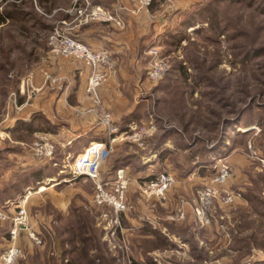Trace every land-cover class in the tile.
Returning <instances> with one entry per match:
<instances>
[{"label": "rangeland", "instance_id": "1", "mask_svg": "<svg viewBox=\"0 0 264 264\" xmlns=\"http://www.w3.org/2000/svg\"><path fill=\"white\" fill-rule=\"evenodd\" d=\"M138 1L50 0L43 2L44 6L40 0L19 1L26 3L24 9L32 14L29 21L0 26V95L7 91L6 96H0V148L9 141L32 156L30 148L37 141H52L47 135L51 130L45 129V126L51 129L52 125L41 126L43 131H39V134L25 131L16 139L7 131L11 118H26L30 114L33 117L34 113H41L36 111L42 107L36 99L41 97L39 95L43 89L50 92L61 86L46 81V75H57L53 72L58 68L59 59H64L51 54L49 38L52 32L58 28L74 35L75 31L70 30L69 23L74 20L87 24L88 28L112 23L126 30L125 13H129L126 10L130 11L133 7L130 14L135 16V20L143 17L148 20L145 21L148 37L135 35V97L139 101H148V104L145 103V120L135 125L149 129L150 133L144 136V145L129 140L120 141L135 147L130 150L137 153L136 173L142 166L141 157L149 155L159 164L154 175L168 170L174 176L175 183L168 193L167 201L146 197L142 192L143 186L138 188L140 184L135 183L131 187L133 181L128 176V209L120 215L110 207L95 204L96 186L86 178L81 177L87 183L77 187L82 194L79 197L74 195L77 188L70 190L68 186L60 187V209L55 207L51 198L40 194L41 185L27 188L18 198L0 204V264H5L4 256L13 246L19 249V255L12 264H68L77 257L82 262L84 253L81 252L84 249L89 256L105 254L107 261L116 259L117 264H134L135 258L145 261V254L152 261L153 253L156 252L168 260V264L264 262V121L258 118L264 115V56L247 62L243 60L246 52L264 50V0L218 1L210 7L207 4L211 0H190L181 11H176L178 0H156L148 10L140 11ZM4 5V1L0 0V11ZM45 7L51 8V11ZM98 7L109 12L114 20L105 22L95 19L94 11ZM193 16L195 25L188 27L186 22H193ZM156 17L168 23L162 33L155 36ZM215 23L222 28L221 35L212 29ZM25 25L27 31L21 28ZM137 30L135 28V33H138ZM181 38L183 40L178 43ZM153 49L168 65V71L156 82L149 77L154 61L149 52ZM113 59L117 67L120 61ZM127 61L124 57V65ZM61 65L67 67L68 63ZM38 73L43 76L42 86L36 84ZM31 74H34L32 86L25 84ZM63 78V84H74ZM131 87L125 85L129 93L133 91ZM92 105L85 113L95 110L99 117L102 112H109L102 101L99 105L92 101ZM248 107L250 114L238 125L225 130L223 154L209 155L208 160H203L204 164L209 165H199L198 168L201 167L197 174H186L187 158L191 151L181 150L184 144L192 145L196 139H202L204 146L213 148L223 135L222 122L236 119V113ZM48 109L52 111V107ZM214 124L220 126L214 127ZM172 131L175 134L170 136ZM167 134L175 148L173 153L163 150ZM203 145L197 144L194 148ZM113 152L114 148L103 160L101 172ZM119 156L115 154L113 161ZM200 162L202 159L199 158L195 161ZM223 163L228 164L230 175L220 190L234 194V202L227 205L221 200L216 201L210 207L209 224H202L193 213V197L198 190L211 183L217 173L216 166ZM6 173V168H0L1 182L9 179ZM191 175L189 185L192 190L184 191L178 181ZM29 192L31 195L25 205L28 230L42 238V246L32 241L28 231L19 230L16 242L11 239L10 232L15 228L20 206ZM134 194L135 199L141 195L151 200L153 205H146L145 209L151 207L155 211L159 218L157 223L170 233L171 229L180 230L190 240V244L141 249L135 240L139 235L126 218V214L143 211L137 203L134 211ZM43 199L46 203H43ZM182 202L189 203L186 218L170 221ZM79 220L86 221L87 234L91 238L86 246L79 243L80 240L75 244L68 242L74 237ZM90 225H93V231Z\"/></svg>", "mask_w": 264, "mask_h": 264}, {"label": "crops", "instance_id": "2", "mask_svg": "<svg viewBox=\"0 0 264 264\" xmlns=\"http://www.w3.org/2000/svg\"><path fill=\"white\" fill-rule=\"evenodd\" d=\"M189 1L190 0H178L176 11H181L188 5L186 3ZM126 11L129 12L125 13L127 22L126 30L117 28L112 23H102L98 28H88L87 24L76 20L69 22L71 23L70 30L75 31L73 35L75 39L89 47L105 49L112 54L113 58L120 61L115 69V73L100 89V96L103 106L112 114L114 121L121 130L128 129L130 125L140 120L144 121L146 116L144 114L146 111L145 103L148 104L147 100H141V102L135 97V88L137 89L135 86V35L139 34V37H148L145 28L148 20L144 17L140 20H135V16L130 14L129 9ZM155 19L156 36L162 33L168 21L166 22L163 18L159 17ZM135 28L136 30L138 29V33H135ZM124 57L128 59L126 65H124L123 62ZM65 62L68 63L67 67L61 65ZM70 62L71 60L59 59L57 63L58 68L54 70L55 72L53 73L67 78V80L74 82V84H63L57 90H50V92L43 89L40 93L41 95H39L41 97L38 96L39 98L36 99L37 103L42 104V107L37 108L36 111H41L46 120L53 127L51 132L49 134L47 133V135L56 145L55 155L63 156L61 161L54 163V165L60 169L58 176L45 179L43 184L39 187L44 188L40 194L42 193L41 195H45V198H51L56 208L61 206L60 196L62 193L59 191L61 186H68L69 189L72 190L79 185L87 183L81 180L82 178H75L72 174V170L70 171L69 169H72L71 162L76 156L84 152L92 143H106L114 148L112 158L102 167L103 176L109 180H115L118 176V172L124 171L131 181H133L131 182V187H133L135 183H139L140 187L138 188H141L145 180L159 174L154 175V171H156L157 165L159 167V164L155 161L153 156L151 158L149 155L141 157L142 166H140L136 173L135 163L138 159L136 157L137 153L135 150H130V148L135 149V147L125 144L120 140L112 142L105 129L98 123L96 111L85 113L86 110L93 106L92 101L86 94L90 71L81 62L73 61L72 64H70ZM35 80L38 86H42V73H38ZM128 84L130 87L132 85V93H129L128 89L125 88V85ZM49 107H52V111H49ZM30 115H27L26 118H11L7 129L9 134L19 120H23L25 123H31ZM163 150L168 153L175 152L171 140H168L164 144ZM115 154L120 155V162H117L118 164L113 161ZM41 165H43L41 160L22 151L14 155V163L7 169L6 176L10 177L12 172L18 169H26L30 166L38 167ZM143 166L145 167L143 168ZM167 171L168 170H165V172ZM197 173L198 169L195 170L192 175ZM192 175L186 179H179L178 182H180L181 187H184V191L192 190L191 184L189 185ZM74 193L76 197L82 195L78 188L74 190ZM135 198L134 194V211L135 203H137L143 210L142 213L136 214L133 212L132 214H126L127 221L132 225V228L135 229V233L140 235L144 228L149 229L150 227L152 229L151 232H160V235L170 238L174 245L181 246L182 242L179 239H176L166 227L157 223L159 218L155 214V211L151 209V207L145 209L146 205L151 206L153 202L141 195H139V199ZM44 199L43 203H46ZM145 224H149V227L145 226ZM156 253H153L154 259H159V262L161 260L160 263L168 264V260L162 258L161 255L159 256L160 253H158V255ZM142 259L143 258H141V261ZM154 259L152 260L153 263Z\"/></svg>", "mask_w": 264, "mask_h": 264}, {"label": "built area", "instance_id": "3", "mask_svg": "<svg viewBox=\"0 0 264 264\" xmlns=\"http://www.w3.org/2000/svg\"><path fill=\"white\" fill-rule=\"evenodd\" d=\"M156 0H139L138 11L142 9L148 10L149 7ZM94 18L105 22L113 21L109 12L98 7L94 11ZM49 45L51 54L56 58H64L81 62L90 71L88 84L86 87V94L91 100L96 103H101L100 88L106 84L112 75L115 73V60L112 54L102 48L89 47L77 39L71 37L63 30L56 28L50 38ZM154 59L152 67L149 72V77L152 81H159L164 74L168 71L167 63L159 58L158 51L153 49L149 52ZM34 74H31L29 79L27 78L25 84L32 86L34 80ZM50 81L51 84L62 85L64 78L58 75L49 76L46 75V81ZM32 93H30L31 95ZM25 106V104H23ZM21 106V107H23ZM98 123L105 129L107 135L111 138V141H117L122 139L123 141L129 140L132 142H138L144 145V136L149 135L150 130L142 128L139 125L133 123L126 130L121 128L114 121L113 116L109 112H102L98 117ZM32 156L38 160H52L56 154V145L50 140L37 141L31 148ZM112 151L111 145L106 143H92L84 152L77 155L72 163V174L75 178L90 179L95 184V204L99 207H110L117 215L125 213L127 211L126 193L129 188V179L124 171H119L115 180H106L102 178L101 166L103 160ZM217 173L212 178L209 185L198 190L192 200L193 213L196 218L202 224H209L210 207L216 201H223L225 204L230 205L234 202L235 195L220 188L224 185L230 175V168L228 164L223 163L216 166ZM175 183V178L168 172L160 173L156 178L145 182L142 186V192L146 197L157 198L161 202H165L168 199V193ZM44 188H39L40 192ZM223 192V193H222ZM31 192L25 196L20 210L15 221V228L11 230V239L16 242L19 237L20 231H28L32 241L38 245H43L42 238L35 232L28 230L27 214L25 211V205L30 198ZM189 206L188 202H182L177 208L176 214L170 217V221L177 222L186 218V211ZM13 246L4 256L5 264H12L19 255V249ZM154 263L161 264L157 259H154Z\"/></svg>", "mask_w": 264, "mask_h": 264}, {"label": "trees", "instance_id": "4", "mask_svg": "<svg viewBox=\"0 0 264 264\" xmlns=\"http://www.w3.org/2000/svg\"><path fill=\"white\" fill-rule=\"evenodd\" d=\"M4 1V7L2 9V11H0V26H5L8 25L9 23H17V22H27L29 21L30 17L32 14L28 13L24 8L26 3L22 2L19 3L20 0H3ZM41 1V5L45 2H49L50 0H40ZM218 1H226V0H211L210 4L208 3V7L211 6V4L213 2H218ZM44 2V3H43ZM206 6V5H205ZM33 7V5L31 6ZM44 9H48V8H44ZM208 9V8H207ZM49 10V9H48ZM51 11V8L50 10ZM215 15V13H214ZM193 19V22L190 20H188V22H186L188 24V27H191L193 25H195V18L194 16L191 18ZM186 24V25H187ZM27 26H23L21 28H23L25 31H27L26 28ZM212 29L218 34L221 35L222 34V28L219 27V25L217 23L213 24ZM171 35V33H169ZM71 37L75 38L73 35H71ZM174 38V36H173ZM183 39H179L178 43H180ZM264 56V50H251V52H246L244 54V62L247 61H252L255 60L257 58H261ZM182 72H184V68L181 69ZM206 79V78H205ZM204 80V79H203ZM7 91H3V93L0 96H6ZM250 108H246L238 113H236L235 117L238 115V117L236 119L233 120H224L222 122V131H223V135L222 137L218 140V143L216 146H214L213 148H209L208 146H204L203 144H205L204 140L202 139H196V143L195 144H184L183 149L181 150H190L191 154L189 155V157L187 158V163H188V168L186 171V174H191L193 173L195 170L199 169L201 166H207L209 164H204V159L207 158L208 160V156L209 155H220L223 154L222 150H223V146L225 145V130L227 131L229 128H231L234 125H238L239 123H241V121H243V118L247 115L250 114ZM260 121H264V115H261L258 117ZM31 123H25L23 120H19L16 123V126L10 131V134L12 136L13 139H16V136L21 135L22 133H24L25 131L27 132H31V133H35V132H39V131H43V128L41 126H45L46 125H50V123L46 120V118L44 117L43 114L41 113H34L33 117H31ZM230 121V122H229ZM213 125V124H212ZM219 127L220 125L214 124V127ZM187 127V126H186ZM226 127V128H225ZM46 131H50L52 130L50 128H47L45 126ZM127 129V128H126ZM173 134H175V131L170 132V136ZM23 135V134H22ZM169 134H167L165 137L166 139L164 140V143H166L169 140ZM197 144H201L203 146H200V148H194ZM158 148V147H157ZM22 150L20 148V146L15 145V144H11V142L6 141L4 142V147L1 149L0 148V168H6L8 169L9 167H11L14 163V155L17 153H21ZM62 155H55L54 158L52 160H44L42 161L41 166H30L26 169H18L16 171H13L11 176L9 177V179L5 182H1L0 181V204L2 203H6L9 200H14L16 198H18L19 196L23 195L26 191L27 188H38L40 185L43 184V182L45 181V179L47 178H53L58 176L60 169L57 168V166L54 165L55 162L61 161L62 160ZM197 158L202 159V162L200 163H195V161L197 160ZM116 163L120 162V157H118L116 160H114ZM207 163V162H205ZM118 164V163H117ZM201 165L199 168L198 166ZM184 168V167H183ZM102 174V172H101ZM157 176H153L151 178H148L147 180H145V182L150 181L154 178H156ZM83 178V177H82ZM102 178L109 180L107 178H105L102 174ZM90 180V179H89ZM80 223H77V229H76V233L74 234V237L69 239L68 242L69 243H82L85 246L88 243V240L91 239L90 236H88L87 234V228L85 226V220H79ZM149 227V226H148ZM91 230L93 231V225H90ZM151 228H144V230L142 231V233L137 236L136 243L138 244V246L141 249H156L159 246H167V245H174V243L170 240V238L164 236V235H160V232H151ZM192 236H194V233L190 232ZM171 234L174 235L176 238H178L182 243L185 244H190V240L188 238H186L182 232L180 230H172L171 229ZM152 235V236H151ZM84 253V258L83 261L81 262L79 260V258H75L73 260H70L68 262V264H117V260L113 259V260H106V256L105 254H100V255H94L92 254L91 256L88 255V252L86 249H84L81 254ZM145 261H141V259L139 258H135L134 259V264H154L151 261V258L147 257V254L143 255ZM108 259V258H107ZM254 264H264V262H258V263H254Z\"/></svg>", "mask_w": 264, "mask_h": 264}]
</instances>
